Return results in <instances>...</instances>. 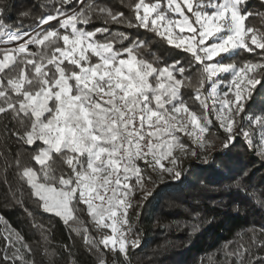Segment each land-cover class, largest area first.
<instances>
[{
    "label": "snow or ice",
    "instance_id": "6c2138e0",
    "mask_svg": "<svg viewBox=\"0 0 264 264\" xmlns=\"http://www.w3.org/2000/svg\"><path fill=\"white\" fill-rule=\"evenodd\" d=\"M77 3L78 9L72 12L56 8L55 15L45 13L30 32L6 31L0 21V32L10 43L18 42L12 48H0V116L8 121L5 142L14 140L17 149L11 161L5 159V170L13 168L21 187L27 186L43 211L65 224L84 206L81 211L86 210L97 226L111 228L113 233L96 242L85 229V243H98L105 249L111 246L112 251L126 256L129 243L136 247V241L129 242L120 225L128 223L133 197L138 193H142L141 199L154 195L145 185H158L165 174L175 179L182 176L176 170L182 160L174 155L175 147L183 156L189 152L197 155L179 143L177 122L182 125L179 131L190 124L201 134L207 126L200 123L181 92L185 74L181 60L154 66L138 54L148 42L123 34L119 46H114L115 37L107 25L123 23L124 14L101 7L95 0ZM244 3L168 0L164 8L159 3L130 0L135 24L127 23L190 54L185 62L190 68L201 69L211 81L212 107L216 110L219 105L216 119L227 133L224 147L234 146V141L243 137L246 146L259 147L264 155V113L242 115L246 112L242 89L261 82L246 77L257 70L264 75V63L248 62L237 68L235 63L224 62L239 49L264 50V34L258 38V30L245 23L253 13L242 9ZM3 10L0 8V13ZM95 17H102L106 26L87 31ZM54 20L59 21V29L45 27ZM98 36L104 37L103 42ZM33 45L38 51L30 50ZM222 73H231L232 80L228 91L217 96L216 84ZM200 96L197 90L195 99ZM201 103L208 107L205 101ZM236 116L241 117L239 123ZM244 123L256 131L245 130ZM254 135L259 136L258 145ZM195 143L200 149L207 147L202 136L196 137ZM7 239L11 241V236ZM16 242L20 247L12 244L13 256L4 259L29 264L31 247L18 234ZM251 243H256L255 235ZM259 247L264 248V241ZM249 253L250 248L241 244L225 254L235 258L233 264H244ZM262 259L257 257L253 264H261Z\"/></svg>",
    "mask_w": 264,
    "mask_h": 264
},
{
    "label": "trees",
    "instance_id": "16d2710c",
    "mask_svg": "<svg viewBox=\"0 0 264 264\" xmlns=\"http://www.w3.org/2000/svg\"><path fill=\"white\" fill-rule=\"evenodd\" d=\"M145 2L159 3L166 8L168 0ZM95 3L125 16L123 23L107 25L112 37H115L112 40L114 46H119L123 34L134 40L138 38L148 42L138 54L154 62V66H163L164 62L170 64L174 60L182 61L185 74L181 92L200 123L207 126L202 136L207 147H197L190 124L185 131H179L182 125L177 122L180 124L176 132L179 143L194 149L197 155L192 156L189 152L183 156L179 147H175L174 155L180 156L182 160L176 170L181 171L182 176L175 179L165 174L158 185H145L149 191H154V195L141 199L142 193H138L133 197L128 223L120 227L129 242L136 241V247L129 243L125 256L112 251L111 246L105 249L98 243H85L82 235L85 229L90 239L96 242L112 231L111 228L97 226L86 210L81 211L84 206L78 207L75 218L65 224L61 218L43 211L36 198L30 195L27 186L21 187L13 168L5 170V159L11 161L17 149L14 140L5 142L7 133L4 128L8 121L0 116V264H12L11 260H5L4 257L13 256L15 249L12 244L16 248L20 247L16 242L17 234L31 247V253L27 255L29 264H100L101 260L105 264H233L235 258L225 253L241 244L250 248L244 264H253L257 257L264 258V248L259 247L260 242L264 241V234L261 233V229H264V155L261 149L257 147L253 150L246 146L243 137H238L234 146L224 147L227 133L216 119L219 105L216 110L212 107L213 97L209 95L212 91L211 81L202 74L201 69L190 68L185 62L190 59V54L168 45L149 30L128 27V20L135 24L134 11L128 7L130 0H95ZM78 7L77 0H68L67 4L64 0H0V8L4 9L0 13V21H3L6 31L29 32L36 28L37 21L45 13L55 15L56 8H63L68 13ZM241 7L253 13L245 23L258 30L259 38L264 34L262 0H245ZM169 15L174 17L172 13ZM105 26L102 17H95L86 30ZM46 27L59 29V21L54 20ZM60 31L63 34V30ZM178 33V28L173 30L174 37ZM5 37L0 32V41ZM97 39L103 42L104 37L98 36ZM246 42L255 48L250 39L246 38ZM30 50L38 51L34 45L30 46ZM224 62L235 63L237 68L248 62L262 64L264 50L255 48L248 52L239 49L237 54ZM247 78L261 82L242 89L246 109L242 115L245 117L264 113V75L257 70ZM231 80V73L220 74L216 84L217 96L228 91ZM197 90L201 93L200 100L195 99ZM232 98L230 94L229 99ZM201 101H205L208 107L205 108ZM235 119L238 123L241 121L240 116ZM244 128L256 131L247 123H244ZM188 132L193 135L189 136ZM253 141L258 145L259 136L254 135ZM139 164L143 167V162ZM165 164L169 166L167 162ZM153 179H156L155 175ZM131 183L135 184V180ZM253 235L255 244L251 243ZM9 236L11 241L7 239ZM261 264H264V259Z\"/></svg>",
    "mask_w": 264,
    "mask_h": 264
},
{
    "label": "rangeland",
    "instance_id": "374dc122",
    "mask_svg": "<svg viewBox=\"0 0 264 264\" xmlns=\"http://www.w3.org/2000/svg\"><path fill=\"white\" fill-rule=\"evenodd\" d=\"M50 23H51V21H50ZM3 40L6 41L5 43H8V44H7V45H4V44H1V43H0V46H1V47H5V48H12V47L15 46V43H18V42L10 43V42L8 41V39H7V36H6L5 38H3ZM1 41H2V40H1ZM177 125H180V124L177 123ZM192 132L195 134L196 137H198V136H203V133L201 134V133L199 132V129H195V130L193 129ZM108 223H110V222L108 221ZM110 235H113V233H110V234L107 235V236H110Z\"/></svg>",
    "mask_w": 264,
    "mask_h": 264
},
{
    "label": "built area",
    "instance_id": "2783aa9c",
    "mask_svg": "<svg viewBox=\"0 0 264 264\" xmlns=\"http://www.w3.org/2000/svg\"><path fill=\"white\" fill-rule=\"evenodd\" d=\"M36 29V28H35ZM34 30V29H33ZM32 31V30H31ZM30 32V31H29ZM6 41L2 40L0 41L1 44L7 45L8 43H5Z\"/></svg>",
    "mask_w": 264,
    "mask_h": 264
},
{
    "label": "water",
    "instance_id": "95a60500",
    "mask_svg": "<svg viewBox=\"0 0 264 264\" xmlns=\"http://www.w3.org/2000/svg\"><path fill=\"white\" fill-rule=\"evenodd\" d=\"M51 22H52V21H51ZM49 23H50V22H49ZM46 26H47V25H46ZM46 26H45V27H46Z\"/></svg>",
    "mask_w": 264,
    "mask_h": 264
}]
</instances>
